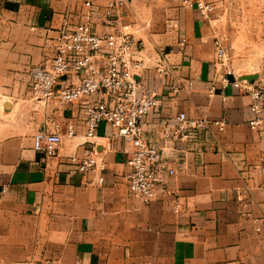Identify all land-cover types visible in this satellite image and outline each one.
<instances>
[{"label": "crops", "instance_id": "1", "mask_svg": "<svg viewBox=\"0 0 264 264\" xmlns=\"http://www.w3.org/2000/svg\"><path fill=\"white\" fill-rule=\"evenodd\" d=\"M82 10V0H0V264L26 258L45 264H264V236L253 228L264 199V172L257 168L264 161V114L260 129H251L250 96L223 84L212 66L214 39L223 36L227 44L231 36L195 7L176 8L171 20L179 29L167 27L159 39L171 77L191 79L193 88L174 93L161 86L158 106L143 122L145 138L175 167L167 180L172 193L146 203L131 196L123 177L129 146L105 139L110 129L103 124L97 135L105 146L102 182L65 162L63 156L80 152L74 145L81 131L47 161L33 150L34 131H53L69 110L31 98L28 70L53 56L48 38L63 16L75 20ZM263 21L257 11L254 29L261 37ZM144 44L157 83V52ZM251 74L253 82L264 81V58ZM179 111L207 125L170 144L160 138V122ZM219 120L223 130L214 124ZM175 196L177 211L171 208Z\"/></svg>", "mask_w": 264, "mask_h": 264}, {"label": "built area", "instance_id": "2", "mask_svg": "<svg viewBox=\"0 0 264 264\" xmlns=\"http://www.w3.org/2000/svg\"><path fill=\"white\" fill-rule=\"evenodd\" d=\"M259 11L264 13V0H257ZM183 5L195 7L203 19H209L215 9L211 0H182ZM131 0H82L83 10L75 20L66 13L52 37L53 56L28 70V90L31 98L52 105L55 109L67 108L63 125L54 124L53 131L36 130L31 146L44 160L59 156L65 140L73 141L81 131V140L74 147L80 152L63 156L76 171L104 179L106 161L102 157L105 146L97 141L101 124L109 127L105 139L121 140L128 144L125 153L127 169L123 173L128 193L149 202L172 193L167 180L175 173L168 156L155 143L145 138L143 122L158 106L157 93L161 86L172 92L192 89L193 80L179 81L171 77V68L163 53L157 52L154 71L158 82L149 75V66L142 53L143 42L135 38L133 25L126 19L131 11ZM264 23V21H263ZM168 28L179 29L170 20ZM264 37V34H263ZM186 42L183 37L182 45ZM214 44V72L220 73L223 84H231L250 96L251 129H260L264 114V81L255 83L240 79L231 64L226 38L216 37ZM214 73V74H215ZM232 78V79H230ZM160 79L163 81L160 83ZM223 130L224 120L214 121ZM207 121L196 122L185 111L173 119L160 122V138L170 144L193 135V129L205 127ZM264 138V128L261 130ZM101 146V150H97ZM257 168L264 172V161ZM5 190V186L2 187ZM172 203L177 211L179 201ZM262 214L254 218V230L264 236V199ZM4 264H45L42 260L26 258Z\"/></svg>", "mask_w": 264, "mask_h": 264}, {"label": "rangeland", "instance_id": "3", "mask_svg": "<svg viewBox=\"0 0 264 264\" xmlns=\"http://www.w3.org/2000/svg\"><path fill=\"white\" fill-rule=\"evenodd\" d=\"M211 1L215 5L212 20L216 19L225 35L231 36L226 48L234 71L237 75L251 74L264 58V37L254 29L255 14L259 11L257 0ZM184 6L182 0H131V11L126 14V19L133 25L135 38H140L143 46L147 43L152 52L164 54L159 39L176 14L174 10Z\"/></svg>", "mask_w": 264, "mask_h": 264}, {"label": "water", "instance_id": "4", "mask_svg": "<svg viewBox=\"0 0 264 264\" xmlns=\"http://www.w3.org/2000/svg\"><path fill=\"white\" fill-rule=\"evenodd\" d=\"M256 78V74H248V75H241L240 79H246L247 81L251 82ZM6 106V103H4V107ZM97 150H101V146H97Z\"/></svg>", "mask_w": 264, "mask_h": 264}, {"label": "bare ground", "instance_id": "5", "mask_svg": "<svg viewBox=\"0 0 264 264\" xmlns=\"http://www.w3.org/2000/svg\"><path fill=\"white\" fill-rule=\"evenodd\" d=\"M4 107V106H3Z\"/></svg>", "mask_w": 264, "mask_h": 264}]
</instances>
